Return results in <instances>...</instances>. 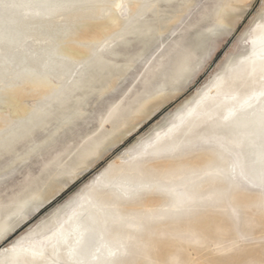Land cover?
<instances>
[{"label":"rangeland","instance_id":"374dc122","mask_svg":"<svg viewBox=\"0 0 264 264\" xmlns=\"http://www.w3.org/2000/svg\"><path fill=\"white\" fill-rule=\"evenodd\" d=\"M13 2L0 0L22 31L0 41V153H14L0 162V229L14 225L0 247L21 245L10 258L264 264V179L251 168L264 150V0L242 13L236 0ZM91 22L111 27L77 43ZM69 45L83 52L50 53ZM46 77L56 85L28 90L24 112L2 99Z\"/></svg>","mask_w":264,"mask_h":264},{"label":"bare ground","instance_id":"6f19581e","mask_svg":"<svg viewBox=\"0 0 264 264\" xmlns=\"http://www.w3.org/2000/svg\"><path fill=\"white\" fill-rule=\"evenodd\" d=\"M74 1H77V0H58V2L60 4L68 3V2H74ZM2 3H3V1H2ZM13 4L16 7H22L26 10H32L31 8H34L36 6H46L47 8H50L53 6L52 0H14ZM13 9H15V8H13ZM220 17L223 20L225 18V14H224V16L222 14V16H220ZM116 21L117 20L111 18L108 22H110L111 24H115V26H116V23H117ZM12 23H14V22H12ZM110 23H101V24L98 23V24H96L94 22H91V23H88L86 25H83L81 27V29L78 31L77 36L75 38L77 43H82L84 41L96 40L99 37V35H101L103 32H105L108 28L111 27ZM21 33H22V31L12 29L8 25H6L5 19L0 16V41H6L9 43L18 42ZM82 52H83V50L81 48H76L73 45H69L68 47L65 46L64 48H61V49L54 48V49H52V51L50 53H51V55L63 54L64 56L76 57L79 54H81ZM6 55L7 54H3V53L1 54V56L4 57V60L2 61L4 69L7 68L6 61L7 62L9 61L12 63V61ZM11 57H13V55H11ZM28 61H29V58L27 59L26 57H23L20 59L19 65H20L21 69H25V71L31 72L32 71V69H30L31 65H29V63H27ZM55 85L56 84L54 82H51V80L49 78H47V80L42 79L40 81H32L30 83L27 82L26 84H24L22 86V88L20 90H18L16 92L6 93L5 94L6 98H2V99H5L6 102H8L9 104L12 105V111L13 112H18V111L24 112L26 108L23 106V104L20 101H22V99L26 95L27 96L31 95L30 93H27L28 90H30L35 96H38V94H43V93L48 92ZM0 100H1V98H0ZM261 116H264V112H262L259 117H261ZM251 168H252V170H254V172L257 175L262 177V170H264V150L259 149L257 151L256 158H255V160L252 161ZM95 215H96L95 212H93V217H92L91 222L89 224L93 228H95L97 226L98 219H99V217L97 215L96 216ZM87 217L88 216L86 215V219H87ZM85 221L86 220H83V218L80 217L78 220V223H80V222L85 223ZM85 228H87V227H85ZM77 245H78V243H76V246Z\"/></svg>","mask_w":264,"mask_h":264},{"label":"snow or ice","instance_id":"6c2138e0","mask_svg":"<svg viewBox=\"0 0 264 264\" xmlns=\"http://www.w3.org/2000/svg\"><path fill=\"white\" fill-rule=\"evenodd\" d=\"M52 5L55 7H63V5L58 2V0H52ZM248 5H249V0H236L234 10L237 11L238 13H242L245 10V8L248 7ZM262 15H264V9H262ZM261 130L262 132H264V116H262L261 118ZM17 150H21L19 145H17ZM12 155H14L12 151L5 149L2 153H0V162L9 161ZM262 179H264V170H262ZM13 227L14 225L4 226L2 229H0V233L6 235L8 232L12 230ZM20 248L21 245L19 244L12 245L10 248L0 247V256L5 257L3 261H0V264H17V261L11 259L10 257H12V255L16 253Z\"/></svg>","mask_w":264,"mask_h":264}]
</instances>
